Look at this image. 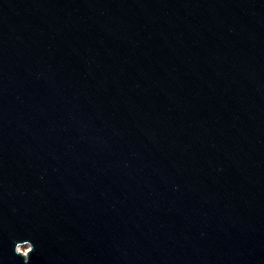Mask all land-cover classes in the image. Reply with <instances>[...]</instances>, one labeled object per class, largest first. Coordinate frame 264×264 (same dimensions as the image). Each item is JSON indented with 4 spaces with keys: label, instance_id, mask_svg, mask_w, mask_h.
Returning <instances> with one entry per match:
<instances>
[{
    "label": "water",
    "instance_id": "obj_1",
    "mask_svg": "<svg viewBox=\"0 0 264 264\" xmlns=\"http://www.w3.org/2000/svg\"><path fill=\"white\" fill-rule=\"evenodd\" d=\"M0 264H264V0H0Z\"/></svg>",
    "mask_w": 264,
    "mask_h": 264
},
{
    "label": "rangeland",
    "instance_id": "obj_2",
    "mask_svg": "<svg viewBox=\"0 0 264 264\" xmlns=\"http://www.w3.org/2000/svg\"><path fill=\"white\" fill-rule=\"evenodd\" d=\"M27 249H28V246H25V247L19 248V251H21L22 253H25Z\"/></svg>",
    "mask_w": 264,
    "mask_h": 264
}]
</instances>
